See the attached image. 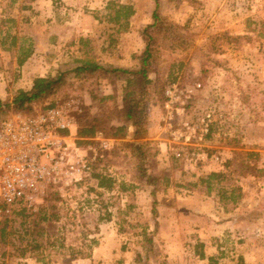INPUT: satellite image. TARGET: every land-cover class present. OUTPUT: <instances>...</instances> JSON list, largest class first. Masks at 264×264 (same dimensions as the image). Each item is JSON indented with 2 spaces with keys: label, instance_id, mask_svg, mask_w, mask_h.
Returning a JSON list of instances; mask_svg holds the SVG:
<instances>
[{
  "label": "rangeland",
  "instance_id": "obj_1",
  "mask_svg": "<svg viewBox=\"0 0 264 264\" xmlns=\"http://www.w3.org/2000/svg\"><path fill=\"white\" fill-rule=\"evenodd\" d=\"M109 1L133 6L126 30L94 19L107 12ZM158 6L172 29L156 34L148 82L143 84L141 75L129 87L110 84L103 75L74 80L34 105L38 110L50 102L76 100V133L79 126L94 123L96 132L116 140L93 163L96 172L112 180L110 189H99L90 177L61 192L46 191L44 199L58 198L56 227L66 226L67 244L79 245L81 232L96 240L89 258L67 262L53 254L51 264H203L193 250L199 240L205 241L208 256L219 257L218 264H264V0H158ZM154 8L155 0H0V29L5 31L2 20L13 18L10 32L32 41L35 57L24 65L27 78L45 74L49 64L83 57L85 50V57L131 66L138 65L143 30L152 23ZM80 38L89 40L83 49L76 43ZM21 77L14 54L0 47V91L9 81L3 100L19 89ZM173 79L183 88L201 85L182 121L173 125L190 136L188 145L174 144L160 119L163 91ZM128 91L139 99L141 150L130 146L133 128L122 116ZM8 111L0 112V119ZM202 119L211 135L199 142ZM111 128H123L124 135H112ZM181 149L184 155L176 157ZM245 151L257 152L258 159L242 164L239 153ZM234 152L230 179L217 183L215 175L226 171L225 161ZM215 156L220 160L215 162ZM220 188L241 190L236 207L227 203L225 209L218 202ZM25 262L40 264L33 258Z\"/></svg>",
  "mask_w": 264,
  "mask_h": 264
},
{
  "label": "trees",
  "instance_id": "obj_2",
  "mask_svg": "<svg viewBox=\"0 0 264 264\" xmlns=\"http://www.w3.org/2000/svg\"><path fill=\"white\" fill-rule=\"evenodd\" d=\"M34 0H28L32 3ZM104 15H94V19L99 23L110 24L116 28V31L126 30L129 26L130 18L135 14V10L130 4L116 3L109 1L106 6ZM152 23L148 24L143 30L145 36V47L141 55L138 56V65L120 66L107 62H100L93 58L85 57L89 54L88 50L83 51V57H76L70 62H64L58 65L53 73H49L43 77H36L32 80V85L29 89L19 88L13 90L9 99L3 100L0 98V112L9 110L11 113L34 114L35 111L44 110L52 107L55 102H50L38 110L34 108L37 103H44L52 98L61 88L65 87L69 82L76 80L81 82L86 78L103 75L110 84L116 82H125L129 87L132 79L141 75L146 79L147 70L150 67V60L153 57V49L157 42V33L170 32L172 26L167 23L159 13L158 0H155V8L152 12ZM15 20L6 18L2 20V25L5 26V31L0 29V47L1 49L14 54L15 64L21 67L28 58L33 54L34 47L31 40L25 37H18L10 32ZM166 27V28H164ZM23 41V43H19ZM109 45L114 43L113 35L108 36ZM86 38H80L79 45L81 49L86 47ZM25 42V43H24ZM175 80L173 79L168 85ZM165 89V88H164ZM103 100V98H102ZM137 101L134 92H126L123 96V111L122 116L133 128V143L130 146L141 150L143 145L137 140L140 136V121L137 116ZM8 111V112H9ZM97 130L94 123L86 126H79L77 130V144L89 143L88 139L92 138ZM112 135L123 136V128H111ZM211 130H208L206 137H210ZM139 147V148H138ZM236 154L232 159L226 160L224 167L225 172H219L215 175L218 182L230 179L231 166L236 160ZM241 163L258 159L257 152L245 151L239 153ZM91 178L98 181L99 189H110L112 180L96 172L95 165L93 166ZM207 184L210 190V183ZM121 191H126L123 183L119 185ZM100 195V193L98 194ZM241 190L239 188H231L229 191L224 188L218 190V202L225 208L227 203H231L236 207L238 200L241 198ZM55 195L45 198L43 205L37 210L31 211L25 207L23 203H19L11 213V216H0V264H26L27 258H33L40 264L53 263L52 255L59 254L67 262H72L77 259L89 258V250L92 245L96 244V240L88 238V234L81 232V241L79 245L66 243V226L56 227V223L60 221L59 211L54 202L58 201ZM155 204V202H154ZM226 209V208H225ZM153 215L156 214L155 209H152ZM75 216V214L73 213ZM67 219V218H66ZM150 243V239L147 240ZM194 255L200 260H206L207 264H218L219 257L206 256L204 252V244L197 241L193 247Z\"/></svg>",
  "mask_w": 264,
  "mask_h": 264
},
{
  "label": "built area",
  "instance_id": "obj_3",
  "mask_svg": "<svg viewBox=\"0 0 264 264\" xmlns=\"http://www.w3.org/2000/svg\"><path fill=\"white\" fill-rule=\"evenodd\" d=\"M170 83L163 91L164 112L161 121L169 129L176 145H188L190 136L174 130L175 120L182 121L194 90ZM79 104L67 100L34 114L10 113L0 119V213L9 215L19 203L34 209L43 203L45 193L52 188L61 192L90 178L93 163L102 158V152L112 149L114 138L96 132L84 147L76 143V117ZM209 115L206 116V119ZM202 132L196 137L203 141L209 130L202 119ZM187 127V123L183 124ZM184 155L183 149L175 153ZM207 157L202 154L201 159ZM214 161L220 160L218 156Z\"/></svg>",
  "mask_w": 264,
  "mask_h": 264
},
{
  "label": "crops",
  "instance_id": "obj_4",
  "mask_svg": "<svg viewBox=\"0 0 264 264\" xmlns=\"http://www.w3.org/2000/svg\"><path fill=\"white\" fill-rule=\"evenodd\" d=\"M80 40V39H79ZM79 40L76 42V43H78L79 44ZM80 46V45H79ZM114 52H117L118 53V51L117 50H115ZM116 56V55H115ZM120 55L118 54L117 55V57H119ZM34 57H35V52L33 51V54L28 58V60H34ZM36 59V58H35ZM27 60V61H28ZM26 61V62H27ZM25 62V63H26ZM35 62V61H34ZM25 63L20 67L21 68V75H22V80H20L19 82H20V86H19V88H23V89H29L30 87H31V85H32V80L34 79V78H36V77H43V76H45V75H47V74H49V73H53L54 72V70L58 67V65H56V64H49L48 66H45V68H43V70H44V72H45V74H38V75H35V76H33V77H30V78H27V77H25L26 75L24 74L26 71H25ZM109 63H112V64H115V65H120V64H117V63H114V62H109ZM120 66H123V65H120ZM126 66H130V65H126ZM29 73V72H28ZM27 74V73H26ZM9 82V81H8ZM7 81L5 82H3V83H1V85H3L2 86V89H3V91H0V98L1 99H4V97L5 96H7V93H6V91H5V88L7 87V86H5V84L6 83H8ZM3 92V93H2ZM4 95V96H3ZM231 214V213H230ZM232 224V222L229 224V225H231ZM199 242H201V243H203L204 244V252H205V254H206V256H208L207 255V245L205 244V241H203V240H199ZM210 256H212V255H210ZM196 257V256H195ZM195 260H198V262H201V263H203V264H207V261L206 260H200V259H198L197 257H196V259Z\"/></svg>",
  "mask_w": 264,
  "mask_h": 264
}]
</instances>
